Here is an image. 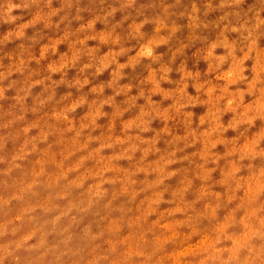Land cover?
Segmentation results:
<instances>
[{
	"label": "clouds",
	"instance_id": "obj_1",
	"mask_svg": "<svg viewBox=\"0 0 264 264\" xmlns=\"http://www.w3.org/2000/svg\"><path fill=\"white\" fill-rule=\"evenodd\" d=\"M0 264H264V0H0Z\"/></svg>",
	"mask_w": 264,
	"mask_h": 264
},
{
	"label": "rangeland",
	"instance_id": "obj_2",
	"mask_svg": "<svg viewBox=\"0 0 264 264\" xmlns=\"http://www.w3.org/2000/svg\"><path fill=\"white\" fill-rule=\"evenodd\" d=\"M186 2H187V0H186Z\"/></svg>",
	"mask_w": 264,
	"mask_h": 264
}]
</instances>
